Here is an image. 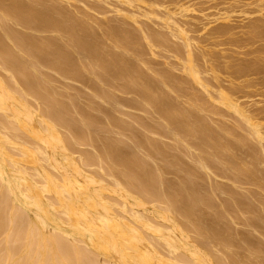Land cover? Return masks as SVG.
Listing matches in <instances>:
<instances>
[{
  "label": "bare ground",
  "instance_id": "bare-ground-1",
  "mask_svg": "<svg viewBox=\"0 0 264 264\" xmlns=\"http://www.w3.org/2000/svg\"><path fill=\"white\" fill-rule=\"evenodd\" d=\"M60 1L0 0V264H264L262 140L225 95L246 136L205 139L211 119L183 96L192 84L207 92L193 41L137 34L127 9L99 35ZM154 48L170 49L183 74L153 66ZM61 80L89 92L73 96ZM113 93L134 95L121 101L139 114L117 109ZM249 180L259 190L241 188ZM241 214L247 231L233 227Z\"/></svg>",
  "mask_w": 264,
  "mask_h": 264
},
{
  "label": "rangeland",
  "instance_id": "rangeland-1",
  "mask_svg": "<svg viewBox=\"0 0 264 264\" xmlns=\"http://www.w3.org/2000/svg\"><path fill=\"white\" fill-rule=\"evenodd\" d=\"M31 1L30 0H26V1L24 0L25 3H30ZM56 1L58 2V0H56ZM60 2H62V3H60L59 5H62V4L64 5V6L62 5L63 7H61V8L67 9L66 10L67 12L72 10L74 13H77V14H73V12L71 11V15L79 16V17L75 16L78 20H80V19L83 20V17L85 19L88 17V15H90L91 17L86 19L87 21L86 20H83V21H86L87 23L89 21L90 24L89 23L88 24L90 26L92 25L93 28L95 27V30L97 32L99 31L98 32L99 35H100L101 30H105V32H103V31L102 32L107 33L108 30H110L111 27L113 26V24L111 26V22L113 21V23H115V18L117 19L119 17L122 19L128 18L127 20L129 22V24H131L132 26L134 25L138 29V31L135 30V31H137V34H139V32H142L143 30L148 31L147 28H151L153 31L155 29V32H153V31L152 32L155 33V35L159 39H161V40L165 39V41H166L167 36L170 35L168 38H170L171 40L170 39H168V40H170L172 42H170V41H168V42H170L171 44L173 43V44L179 45V46H183L185 44L186 37L189 38L190 39V40H188L189 44H190V41H191V43L193 41V43H192L193 45L190 44L192 51H193L192 57L193 58L195 57L194 59L196 62L198 61L197 66H201V68H199L198 70H201L203 68L201 70L202 73H201L200 78L202 80V77H203L202 81H203V83L205 82V87H206L205 90H207V92L206 91L203 92V90H202V92H200L201 90L199 91L200 88H198L199 85H197V84L188 85V87H186V88H189V90L185 88V91H184L185 93L183 95L184 99H186L185 98L186 96L189 97V98H187V99H189L187 105H192L195 108V109L193 108V110L199 111V109H197L196 106H197V104L201 105L200 102H202V105L199 107L202 109V112L200 110L199 113H197L198 112L197 111L195 114V112L191 110L192 109L191 106L184 107L186 105L185 104V105H183V107L185 108V109L183 108L184 113H186L188 111L187 114H190V111H191V115L194 112V116L201 113L202 117L204 115V117L206 119L209 118L208 119L209 121L211 119V122L208 123L211 126L210 125H208V126H209V128H211V129L214 128L216 130L212 129V130H214V132H210V134L208 135L209 137L205 138V139H207V141H213L216 137H217L216 138L217 140H218V137L221 138V136H223V134H224V132L223 133H221V132L224 130H221L220 128H224V129L228 128L229 131H232V133H235V135L237 134V136H238V134H240L242 136L243 135L246 136L244 131H242V129L240 128V127H245V125H246L245 120L238 119V117L242 114L241 116H243L244 119H246V120H248V117L251 118V122H249L250 119L248 120V122L251 123L255 127L256 131H258L257 136L259 135L260 141L262 140V142H264V83H262V82H261L262 84L259 83V81H264V73H260V74H256V75L253 74V72H254L253 68H256V66L260 67L261 65H264V28H258L259 25H260V27H261V25H262V27H264V24H262V23H264V22H262V21H264V13H262V12H264V11H261L260 14H257L260 12L259 11L260 8H262V10H264V5H262V4H264V0H262V2L260 0H62ZM64 3L67 4V6H68L67 8H66V4H64ZM90 3H92V6L90 5ZM94 4H96V5L99 4V5L96 6ZM122 6H123V8H122ZM97 8H98V10H97ZM122 9H125V10L121 11ZM126 9H127V11H126ZM128 10H130L129 13H128ZM131 11L133 13H131ZM124 12L127 13L126 14L127 16L129 14V17H127ZM85 14L87 16H84ZM122 14H123V16H122ZM258 15H261L262 18L258 17ZM80 17H82V18H80ZM123 17H125V18H123ZM175 17L178 20L175 21ZM91 18H93L94 20H92ZM172 19H174L173 20L174 22L171 21ZM179 19H181L180 21H182L183 24H182V22H179ZM109 20H110V22H109ZM104 21H107L110 24H108ZM257 21H258V23H257ZM96 22H100L101 25H97L100 23H96ZM92 23H94V25ZM102 23H103V25H102ZM177 23H179L180 25L182 24L181 26L185 25L186 27L184 26L183 27L184 29H182L179 26V24H177ZM187 23H188V26H187ZM106 24H108V25H106ZM96 26H98L99 28ZM107 26H109L110 28ZM146 26H147V28H146ZM253 26H254V28H253ZM187 27H189V29L191 31H188V29H186ZM136 28H134V29H136ZM141 28H144V29L139 31V29H141ZM179 28L182 29L181 31L186 29L187 30L186 32H189V33H187L188 34L187 36L184 35L185 38H183V35L180 34ZM151 29H149L150 32H151ZM156 30H158V31H156ZM160 30H163V31H160ZM261 30H262V32H261ZM161 32H162V34H161ZM103 33H102V35H103ZM183 33H185V32L183 31ZM51 34L55 35L54 33L50 32V35ZM46 35H49V33ZM137 36H140V35H137ZM108 37L110 39H108ZM111 37L112 36L110 34L109 35L106 34V36L104 35L103 38H105V39L107 38V40L103 39L102 42L105 41V43L107 44L106 47H109V45L111 43L115 42L114 37H112V38ZM172 37H173V39H172ZM251 37H253V38H251ZM100 39H102V38H100ZM111 45H115V43L111 44ZM133 45L135 46L136 44H133ZM133 45H132V47L134 49L131 47L133 50L138 51L139 48L141 49L140 46L136 45V47H134ZM112 47L113 46H110V48H112ZM194 47H195V49H194ZM255 49H257L258 52ZM154 50H156L157 52ZM154 50L151 51L152 58H153V54L155 56L153 58V60L151 59L153 66L158 65L157 66L158 68H163V67L167 68L168 67L169 69H167V70H170V72H172V73L174 72L173 74L175 76H177V75L179 76V75L183 74V73L179 72L181 70V68H177V67H182V65H181L182 61L177 59L176 61H180L179 63H181V64H179L178 62L176 63L175 59L177 57H175V54L172 55L173 52L170 53V51H171L170 49H167V48L156 49V48H154ZM167 50H169V51H167ZM122 51H123V49H122ZM199 57H200V59H199ZM222 61H225V63L228 64V68L225 64H223L224 62H222ZM169 62L171 63L172 66L169 65L170 64ZM257 62L262 63V64H257ZM167 63H169V64H167ZM173 63L178 64L177 67L176 66L174 67L175 64L173 65ZM254 63H256L257 65H255ZM154 64H157V65H154ZM161 64L163 67L160 66ZM219 64H220V66H219ZM167 65H169V66H167ZM179 65H181V66H179ZM221 65H223L224 67L226 66V68L224 69L223 66H222L223 67L222 68ZM260 68L264 69V66H261ZM171 69H172V71H171ZM178 69H180V70H178ZM234 73H237V74H234ZM61 81H63V80H61ZM63 82L65 83V81H63ZM68 83H70V82L66 81V83H65L68 86V88H67L68 93L71 94L72 93L71 90H73L74 95L71 94L73 96L81 97L80 95L82 94V97L84 98L86 96L85 92H86V94H88L87 92H89L86 87H83L84 86L83 84L77 83L79 85H77V87L75 86L76 88L74 87V89H77V90H74V89H72L73 83L71 82L72 85L71 84L68 85ZM255 83H257L258 85L255 86L254 85ZM252 84L255 87H253ZM257 86H259V87H257ZM69 88H71V89H69ZM80 89L82 90V92ZM84 90H86V91H84ZM75 91L77 93H75ZM186 92H188V93H186ZM189 92H190V94H189ZM79 93H81V94H79ZM171 94H172L171 96L174 95V93H171ZM186 94H189L190 96L186 95ZM83 95H85V96H83ZM219 95H222V96L225 95L224 97L227 96L226 97L227 99L229 97L231 100V101L230 100L229 101L234 102V105H235L234 108L236 109L237 113L234 111H231V110H227L223 105L220 106L218 101H217L219 98H221ZM133 96L134 95H132V94H130V95L125 94L124 95V94H119V93L118 94L113 93L111 95V100L114 99L115 102H114V100H112V101L110 100L111 101L110 103L113 102V104L115 106H118V104H119L117 109H120L119 108L120 106H125V104L123 102L125 100H128V98H130V99L134 98ZM82 97H81V99H83ZM196 97L199 99L200 102L198 100L196 101V99H197ZM194 98H195V103H196L195 106H194L195 103L192 102L194 100ZM187 99L185 101H187ZM64 100L66 101V98ZM189 102L191 104H189ZM197 102H199V103H197ZM121 103H123V104L121 105ZM114 105L111 104V105H109L110 108L108 106H107V108L113 109ZM202 107L204 108V111H203ZM125 108H127V107L126 106L123 107V109H125ZM114 109H116V108H114ZM123 109H122L123 112L128 111L129 114L130 113H132V114L134 113V115L139 114V112H137V110L136 111L132 110V109L129 110L130 108H127L125 110H123ZM128 112H126V113H128ZM235 113L236 114L240 113V114L237 117ZM153 117H156V116H153ZM195 117H199V116H195ZM202 117L200 119H202ZM238 123H239V125L241 123L240 127L237 125ZM208 126L206 124L207 128H208ZM217 130H219V131H217ZM216 131L219 133V135H218V133L216 134ZM213 133H215V134L211 137H212V139L214 137L215 138L212 140L210 138V135ZM256 138L255 139L251 138L249 140V142H251V143H249V144H250V146L255 145L256 146V147L254 146L255 148H257L259 145L261 146L260 151H258L259 150L258 148L260 146L257 148V152H258L257 154H258V157L260 158L261 155H264V146H262V145H264V143L260 142L259 144H257L258 143L257 141L259 138L258 137H256ZM259 152L261 153V155H259L260 154ZM260 159H259V161H260ZM261 160L264 161V156H262ZM262 161H260V163ZM260 165H264V163H261ZM260 168L262 169L264 167L260 166ZM262 170H264V169H262ZM167 178H171V176L167 175ZM213 179H215L216 182L219 181V183H222V184L224 183L226 185H230V184L232 185V182H230L231 180L229 181V179H227V178L224 179L221 176L218 177V175H217V177L215 175V177ZM251 182L249 180L247 183H250V185H248L246 183V186L242 185L243 187H241V188H243L244 190H246V189L255 190V192L259 189L264 190V186H262L261 188L258 189L259 186L258 185H257L258 187L252 186V185H256V184L251 183ZM260 190L257 192L264 193V191H260ZM214 195L215 196L217 195L216 197L220 198V195L218 193H216ZM217 198L214 199V200L218 201V202L216 201V203L221 202L220 199L222 197L219 200ZM262 215H264V214H262ZM244 216H245L244 214H241L240 215L241 218H239V220L236 223H233V227L236 230L237 229H239V231H247L248 230V228L244 226V223L242 220ZM262 217H264V216H262Z\"/></svg>",
  "mask_w": 264,
  "mask_h": 264
}]
</instances>
